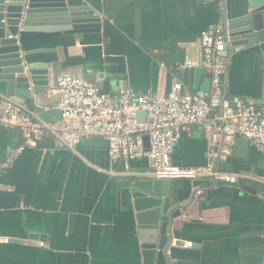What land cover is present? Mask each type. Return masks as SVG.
<instances>
[{
	"label": "crops",
	"instance_id": "1",
	"mask_svg": "<svg viewBox=\"0 0 264 264\" xmlns=\"http://www.w3.org/2000/svg\"><path fill=\"white\" fill-rule=\"evenodd\" d=\"M98 16V31L79 35L26 33L24 49H54L50 87L58 76L92 75L113 94L166 95L171 83L182 91L209 89L201 34L222 24L223 10L237 15L244 0H84ZM222 5V6H221ZM220 81L224 98L264 107V42L228 53ZM200 68L199 75L188 69ZM91 81V80H90ZM195 87V89H194ZM7 97L0 96V109ZM57 96L37 95L31 105L39 120H59ZM29 109V108H27ZM82 140L74 151L28 148L0 171V264H143L128 185L148 168L145 160L112 163L106 149ZM16 133L0 128V163L21 145ZM208 143L193 128L173 149L175 166L206 164ZM216 171L236 183L212 185L200 179L172 181L171 198L181 207L172 245H199L198 264H264V156L235 138ZM208 181V182H206ZM190 246V247H191ZM186 248H189L188 246Z\"/></svg>",
	"mask_w": 264,
	"mask_h": 264
},
{
	"label": "built area",
	"instance_id": "2",
	"mask_svg": "<svg viewBox=\"0 0 264 264\" xmlns=\"http://www.w3.org/2000/svg\"><path fill=\"white\" fill-rule=\"evenodd\" d=\"M226 41L222 24L201 34L203 68L209 79L208 92L202 98L182 91L176 81L166 95H138L123 88L110 97L100 94L99 87L81 76L62 74L43 92L47 99L58 98L55 108L60 119L54 123L39 120L33 110L7 98L0 109V128L17 130L22 144L0 163V171L10 168L22 151L35 148L45 137L59 141L70 151L82 140L101 137L107 143L110 162L122 163L125 168L132 161L147 162L148 168L138 174L140 177L236 183V176L216 171L215 163L227 157L235 138L247 141L264 156V107L243 99L229 103L224 98L220 77L226 67L222 56ZM37 101V95H33V104ZM139 111L145 113L142 122L136 117ZM193 128L200 130L208 143L206 164L198 168L175 166L173 149ZM258 182L264 185V176ZM168 264L177 263L171 260Z\"/></svg>",
	"mask_w": 264,
	"mask_h": 264
},
{
	"label": "water",
	"instance_id": "3",
	"mask_svg": "<svg viewBox=\"0 0 264 264\" xmlns=\"http://www.w3.org/2000/svg\"><path fill=\"white\" fill-rule=\"evenodd\" d=\"M98 20L96 12L84 0H0V96L29 108L33 95L42 94L50 86L57 62L54 49L26 50L23 34L79 35L98 31ZM222 27L227 39L222 52L224 58L235 48L264 42V0H244L242 11L237 15L225 9ZM188 71L199 75L202 69ZM94 79L92 75L84 76L87 83L92 84ZM99 93L114 95L107 82H103ZM198 96L202 98L203 94ZM35 112L43 116L40 109L35 108ZM144 116L143 111L136 114L141 122ZM89 141L95 149H106L107 143L101 137H91ZM144 145L148 146L146 137ZM37 147L62 148L63 145L45 137ZM171 185L172 181L151 178H136L128 185L143 264H168L171 260L177 264L199 263V245L189 248L172 245L173 233L177 230L173 224L181 216V207L172 201ZM199 185L200 181L192 182L194 188Z\"/></svg>",
	"mask_w": 264,
	"mask_h": 264
},
{
	"label": "trees",
	"instance_id": "4",
	"mask_svg": "<svg viewBox=\"0 0 264 264\" xmlns=\"http://www.w3.org/2000/svg\"><path fill=\"white\" fill-rule=\"evenodd\" d=\"M29 109H30V110H34V108H33V106H32L31 104H30V106H29ZM10 131L16 133V135H18V137H19V140L22 139L21 136H20V134H19V132H18L17 130H10ZM21 144H22V143H21Z\"/></svg>",
	"mask_w": 264,
	"mask_h": 264
}]
</instances>
